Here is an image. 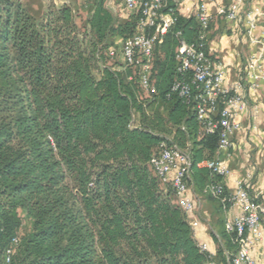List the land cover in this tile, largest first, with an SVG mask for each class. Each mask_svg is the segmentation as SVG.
<instances>
[{
  "label": "trees",
  "instance_id": "16d2710c",
  "mask_svg": "<svg viewBox=\"0 0 264 264\" xmlns=\"http://www.w3.org/2000/svg\"><path fill=\"white\" fill-rule=\"evenodd\" d=\"M179 1L165 0L176 22L155 49V93L144 98L123 59L138 13L116 24L104 0L79 3L89 9L81 26L69 3L35 17L21 0H0V264L13 239L9 264H215L150 167L165 143L189 155V185L221 180L199 166L217 159L218 133L206 134L196 104L171 90L191 77L177 73L176 51L198 34ZM215 240L220 263L232 264L236 234L223 225Z\"/></svg>",
  "mask_w": 264,
  "mask_h": 264
},
{
  "label": "built area",
  "instance_id": "2783aa9c",
  "mask_svg": "<svg viewBox=\"0 0 264 264\" xmlns=\"http://www.w3.org/2000/svg\"><path fill=\"white\" fill-rule=\"evenodd\" d=\"M54 6L68 3L65 0H49ZM94 0H78L88 6ZM105 6L119 4L125 10L139 14L138 32L126 40L123 45V59L127 67L134 70L130 81L137 78L138 89L150 97L155 93L153 80L154 52L163 42L164 36L175 24L176 19L172 11L164 13L165 0H104ZM227 20L235 21L238 18L239 4H233L226 11H222ZM258 10L247 15L249 33L255 28V19ZM198 25V34L194 42H181L176 51L178 62L177 73H190L187 81L177 80L171 90L188 102H194L196 114L206 134L219 135L218 153L229 156L232 148L231 136L240 128L236 117L247 108L242 95L244 85L236 83L232 88L223 86L224 74L221 66L209 55L207 41L212 17L205 0H198L194 14ZM111 58L115 51L109 52ZM250 87L256 89L264 82V44L258 56H252L248 62ZM137 70V73H136ZM136 76V77H135ZM210 171L214 178L221 180L208 186V195L218 200L223 206L237 205L242 215L225 223L229 233H235L239 249L232 260V264H255L250 255V249L263 240L261 223L264 219V206L256 203L247 192L244 184L238 182L236 191L227 194L222 182L230 176L229 167L221 159L204 161L199 164ZM150 167L163 185H170L176 204L187 214L194 209V204L187 197L191 159L186 152L175 145L162 144L158 154L150 161ZM18 239H13L10 247L4 254L3 264L10 263V256L14 253ZM206 251V247H201Z\"/></svg>",
  "mask_w": 264,
  "mask_h": 264
},
{
  "label": "crops",
  "instance_id": "0c3cea01",
  "mask_svg": "<svg viewBox=\"0 0 264 264\" xmlns=\"http://www.w3.org/2000/svg\"><path fill=\"white\" fill-rule=\"evenodd\" d=\"M65 1L69 4L78 2ZM205 1L212 17L207 51L221 66L223 86L232 88L241 82L244 85L242 95L247 103V108L236 117L240 128L231 136L229 156L217 154V159L223 160L231 172L222 182L229 195L236 191L238 182H242L253 200L264 206V82L256 89L251 88L247 68L249 59L258 56L264 44V0ZM197 2L180 0L178 14L183 18L194 17ZM233 4H239L238 18L229 21L222 11ZM255 10L259 13L255 28L249 33L247 15ZM187 197L194 204L193 211L186 215L198 245L206 247L207 252L214 257L215 264H221L215 239L227 221L242 215L241 208L237 205H220L208 197L206 190L196 188L193 183L188 186ZM261 229L263 240L250 249L255 264H264V219Z\"/></svg>",
  "mask_w": 264,
  "mask_h": 264
},
{
  "label": "rangeland",
  "instance_id": "374dc122",
  "mask_svg": "<svg viewBox=\"0 0 264 264\" xmlns=\"http://www.w3.org/2000/svg\"><path fill=\"white\" fill-rule=\"evenodd\" d=\"M21 1L23 2V4L26 7L28 6L27 8H28L30 14L35 16V17L42 16V14L45 12V9L48 8V6L51 4L49 0H21ZM72 5L78 10V14H79L78 23L81 26L84 25L88 15H89V9L81 8L77 1L75 3H72ZM107 8L112 12L116 24L126 22L129 13L126 12L121 5L113 4L111 6H107ZM114 42L119 47L118 49H120L121 41L120 40H114ZM116 61L120 62V61H122V59L120 57H118V59H116V58L110 59L109 65H113L114 63H116ZM141 95L144 98H146L148 96V94H145V93H141ZM30 230H31V223L28 220L23 219L20 234L25 235V234L29 233Z\"/></svg>",
  "mask_w": 264,
  "mask_h": 264
}]
</instances>
